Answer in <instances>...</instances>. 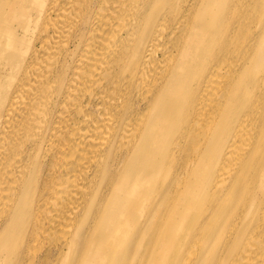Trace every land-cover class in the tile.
Listing matches in <instances>:
<instances>
[{
	"label": "bare ground",
	"instance_id": "1",
	"mask_svg": "<svg viewBox=\"0 0 264 264\" xmlns=\"http://www.w3.org/2000/svg\"><path fill=\"white\" fill-rule=\"evenodd\" d=\"M0 264H264V0H0Z\"/></svg>",
	"mask_w": 264,
	"mask_h": 264
}]
</instances>
